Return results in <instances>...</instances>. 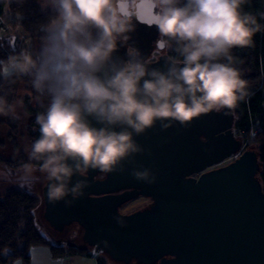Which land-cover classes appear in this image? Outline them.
<instances>
[{
    "label": "clouds",
    "instance_id": "9594fccd",
    "mask_svg": "<svg viewBox=\"0 0 264 264\" xmlns=\"http://www.w3.org/2000/svg\"><path fill=\"white\" fill-rule=\"evenodd\" d=\"M146 2L156 17L157 45H174L182 57L168 60L165 71L150 69L137 50L126 60L113 56L118 43L130 39L133 18L143 23L142 0H43L51 17L38 51L10 58L7 67L29 76L35 93L48 98L36 117L40 136L28 151L39 167L28 165L26 172L43 174L53 205L82 197L90 170L123 171V161L144 152L134 135L158 121L162 129L186 125L201 114L233 109L248 94L230 54L250 46L259 29L240 11L245 0ZM0 113L15 108L0 98ZM130 174L149 184L156 179L147 168ZM74 176L83 179L72 183Z\"/></svg>",
    "mask_w": 264,
    "mask_h": 264
},
{
    "label": "water",
    "instance_id": "95a60500",
    "mask_svg": "<svg viewBox=\"0 0 264 264\" xmlns=\"http://www.w3.org/2000/svg\"><path fill=\"white\" fill-rule=\"evenodd\" d=\"M140 19L143 23L133 18L134 31L126 45L118 43L114 57L128 59L130 47L147 59L159 32L146 0ZM164 48L157 45L159 51ZM168 60L164 54L149 68L165 71ZM233 120L230 109L201 114L186 125L173 122L166 129L158 121L134 135L143 153L127 158L123 171L118 166L101 180L95 177L102 173L90 170V186L70 205L50 203L46 181L41 187L44 221L57 232L77 224L82 244L120 264H264L260 165L255 151H239ZM134 168L150 169L155 182L135 180L130 174ZM77 179L83 178L74 176L72 183ZM137 197L149 198L151 204L119 213Z\"/></svg>",
    "mask_w": 264,
    "mask_h": 264
},
{
    "label": "trees",
    "instance_id": "16d2710c",
    "mask_svg": "<svg viewBox=\"0 0 264 264\" xmlns=\"http://www.w3.org/2000/svg\"><path fill=\"white\" fill-rule=\"evenodd\" d=\"M41 4L42 0H0V25L2 20L8 24L13 22L15 27L23 31L27 40L36 39L40 43L43 26L51 17V13L44 11ZM240 11L254 17L259 29L254 32L250 46L234 47L230 53L233 66L240 70L242 78L247 81L248 93L232 109L233 131L240 136L245 150L256 152L260 165L257 178L264 193V0H245ZM2 38L0 33V43L3 42L0 45V98L4 99L6 105H12L21 89L25 91L19 102L29 117L26 135L32 144L40 136L35 114L43 112L47 103L36 102L34 106L28 103V92L34 98L40 99L42 96L32 89L29 76L13 73L7 67L11 57L19 58L20 53L28 49L13 47L9 40ZM174 47L165 46V54L169 59L182 60ZM0 114L9 128L8 136L13 138L17 132V121L13 119L12 113ZM251 145H255L254 148H250ZM31 162L38 165L36 161ZM0 163L4 162L0 160ZM24 163L25 160L20 156V159L8 164L17 169ZM40 202L36 196L18 190L0 195V264H12L17 259L27 264L28 251L34 246H48L54 256L88 253L83 249H63L46 242L36 230L34 222V211Z\"/></svg>",
    "mask_w": 264,
    "mask_h": 264
},
{
    "label": "rangeland",
    "instance_id": "374dc122",
    "mask_svg": "<svg viewBox=\"0 0 264 264\" xmlns=\"http://www.w3.org/2000/svg\"><path fill=\"white\" fill-rule=\"evenodd\" d=\"M2 1V0H1ZM43 2V0H42ZM42 5V4H41ZM44 11L50 12L47 8H44ZM0 25V33L2 39L9 40V43L13 47H20L23 46L25 49L30 51H38L40 43L36 39H26L25 34L21 29L15 27L13 22L8 24L5 20L1 21ZM2 43L0 45L2 46ZM161 53H165L164 50ZM25 95V91L21 89L19 92L18 99L16 102L12 104L15 108V113H12V117L14 120L17 121V132L13 135V138H10L9 135V128L5 121L3 120V116L0 114V160L4 163H0V195L7 191L18 190L22 192H27L33 196H36L40 199V204L34 211V222L36 230L39 234L46 240V242L50 245H65L63 249L70 248V245H83L81 243V235L82 229L75 223L65 227L61 232H57L50 228L49 224L44 221L42 217V211L44 210L43 201H42V190L41 187L45 183V179L42 173L39 171L33 172L29 175L26 172V166L32 165L33 167L38 168L39 164H32L31 160L29 159L28 151L30 150L31 144L29 139L26 135L27 127L29 126V117L24 113L22 104L19 102V99L23 98ZM28 103L33 105L36 102H48L47 97L42 98H34L28 92ZM40 112V111H39ZM40 113L35 114V117ZM234 136L240 139V136L235 132ZM241 141V140H240ZM246 144V143H245ZM254 148L255 145H251L250 147ZM245 150V145L242 143L240 145L239 151L242 152ZM20 156L23 157L25 163L19 167H9V162L16 161L20 159ZM231 158L230 160H232ZM230 160L224 161L219 166H224L230 162ZM218 166V167H219ZM150 202L146 201L144 198H136L132 201L122 205L119 208V213L121 214H129L139 209H143L146 207ZM85 245V244H84ZM88 250H92L91 248L87 247ZM101 255V257L105 258L107 264H118L110 260L105 254L99 253L97 256ZM120 264V263H119ZM129 264H137L135 261L130 262Z\"/></svg>",
    "mask_w": 264,
    "mask_h": 264
},
{
    "label": "crops",
    "instance_id": "0c3cea01",
    "mask_svg": "<svg viewBox=\"0 0 264 264\" xmlns=\"http://www.w3.org/2000/svg\"><path fill=\"white\" fill-rule=\"evenodd\" d=\"M56 246V245H54ZM65 245L57 247L64 248ZM77 249L86 250L88 253H78L73 255L54 256L48 246H34L28 251V263L27 264H107L105 258L101 255L96 258H92L93 249L90 251L86 245H70ZM12 264H24L21 259L14 260Z\"/></svg>",
    "mask_w": 264,
    "mask_h": 264
},
{
    "label": "flooded vegetation",
    "instance_id": "af4514ba",
    "mask_svg": "<svg viewBox=\"0 0 264 264\" xmlns=\"http://www.w3.org/2000/svg\"><path fill=\"white\" fill-rule=\"evenodd\" d=\"M160 38V37H159ZM131 50H134V49H132V48H130V47H127V52L128 51H131ZM164 50V49H163ZM165 54V53H164ZM163 53H161V51H159L158 49H157V45H156V42H153L152 43V47H151V49H150V53H149V55H148V57H147V60L150 62V63H153V62H155L160 56H162V55H164ZM230 160V159H229ZM231 161V160H230ZM220 167V166H219ZM217 168V167H216ZM104 176L105 177V174H98L96 177H95V179H98V180H101L99 177L100 176ZM45 182H46V180H45ZM137 198H141V197H137ZM143 198V197H142ZM144 199H146V201H148V202H150L147 206H149L150 204H151V200L149 199V198H144ZM146 206V207H147ZM146 207H144V208H146ZM143 208V209H144ZM139 210H141V209H139ZM137 211V210H136Z\"/></svg>",
    "mask_w": 264,
    "mask_h": 264
},
{
    "label": "built area",
    "instance_id": "2783aa9c",
    "mask_svg": "<svg viewBox=\"0 0 264 264\" xmlns=\"http://www.w3.org/2000/svg\"><path fill=\"white\" fill-rule=\"evenodd\" d=\"M235 157H237V155H236ZM97 254H99V253H97V252H95V251L93 250V251H92V254H91V257H92V258H96V257H97Z\"/></svg>",
    "mask_w": 264,
    "mask_h": 264
}]
</instances>
